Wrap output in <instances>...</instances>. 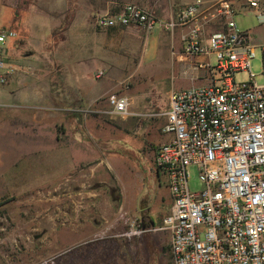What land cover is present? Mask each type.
Here are the masks:
<instances>
[{
    "label": "rangeland",
    "instance_id": "374dc122",
    "mask_svg": "<svg viewBox=\"0 0 264 264\" xmlns=\"http://www.w3.org/2000/svg\"><path fill=\"white\" fill-rule=\"evenodd\" d=\"M71 1L15 0L19 7H25L26 2L27 5L33 4L35 11L39 12L27 17L25 9H18L9 0H0V29H15L23 35L28 22L34 18L38 20L41 15L43 20L40 21L46 28L44 37L50 35L48 29L51 25L57 43L51 48L40 42L42 36L31 33L32 44L28 48L31 52L27 54L29 60L25 73V44L16 46L20 35L9 39L11 61L15 62L17 70L20 69L19 64L22 68L16 73L18 76L15 74L16 77L8 81V87H16L14 94L19 98L0 99V233L3 234L0 239V264H69V243H62L59 238L61 233L68 234L70 226L72 203L69 193L72 188L70 177H66L64 172L66 166L60 162V158L65 159L70 152H93V161L86 168L92 174L89 187L101 189L111 202L112 210L116 207L117 212L123 199L135 194L139 202L148 201L154 225L159 227L162 217L172 205L164 178L162 175L158 178L156 170L152 169L154 159L151 154H146V150H150L149 144L138 131L145 125L144 122L107 111L94 112L90 115L92 125L88 143L82 145L84 149H80L79 138L73 139L75 127L71 118L74 114L70 110L69 91L73 82L70 76L73 64L70 58L75 46L81 44L79 38L71 35V26L76 15L83 14L80 11L85 0H78L81 3L78 12L71 11ZM232 2L238 27L249 31L251 40L256 44V55L250 60V69L257 83L262 84L264 22L260 21L259 15L264 16V0H260L258 9L244 4V0ZM181 5L176 4L174 9ZM92 18L95 31L108 28L98 27L96 13ZM59 22L65 27L64 33L60 32ZM30 31L33 32V28ZM145 32L143 30L142 33ZM59 33L64 34V40L59 38ZM140 38L141 41L131 47V54L123 65L117 64L114 69L110 65L112 63L94 59L85 63L83 67L86 69H83L90 72L106 68L108 72L118 73V80L104 84L102 100H108L113 93L129 95L133 84L134 89L139 86L146 89L147 100L154 103L150 105L167 109L168 92L182 85L189 87L188 82H181L178 70L172 65L170 50L168 57L165 53L171 44V33H168V46L166 38L161 39L159 56L150 64H145L140 57L145 37L143 35L142 39L141 35ZM20 58L22 61L18 62ZM130 71L133 72L132 78L127 75ZM249 77L250 72L245 71L238 73L236 79L245 81ZM57 103L62 105L61 109ZM110 110L108 108V112ZM152 110L150 106L145 111ZM100 159L104 162L102 166H98ZM50 164L52 168L48 167ZM190 174V188L200 190L197 168L191 167ZM125 217L129 216L121 212L116 222ZM133 218L141 219L137 214H133ZM168 235V230H159L144 232L138 237H117L122 242L119 257L117 259L113 248H110L106 263L172 264Z\"/></svg>",
    "mask_w": 264,
    "mask_h": 264
},
{
    "label": "built area",
    "instance_id": "2783aa9c",
    "mask_svg": "<svg viewBox=\"0 0 264 264\" xmlns=\"http://www.w3.org/2000/svg\"><path fill=\"white\" fill-rule=\"evenodd\" d=\"M260 7V0H244ZM232 0H194L167 20L136 2L97 14L98 27L157 28L181 31L183 54L200 83L172 90L162 132L171 138L158 148L154 164L165 178L172 205L156 228L122 218L101 238L138 237L168 230L172 264H264V83L258 84L250 60L256 44L235 21ZM261 22L264 16L259 15ZM13 29H0V88L17 71L9 59ZM263 51L264 69V42ZM249 80L238 81L240 72ZM104 74L100 71L96 76ZM110 114L132 115L131 100L108 96ZM196 167L200 190L189 185Z\"/></svg>",
    "mask_w": 264,
    "mask_h": 264
},
{
    "label": "crops",
    "instance_id": "0c3cea01",
    "mask_svg": "<svg viewBox=\"0 0 264 264\" xmlns=\"http://www.w3.org/2000/svg\"><path fill=\"white\" fill-rule=\"evenodd\" d=\"M193 1L194 0H85V4L80 11V13L83 14L76 15L71 26L73 32H71V35H75L77 37L76 39L79 38L81 45H76L75 49L71 52L70 61L73 65L71 67L70 76L73 77V82L72 86H69L70 105H72L70 110L73 111L71 113L74 114L73 118H71V122L75 127L73 139L79 138L81 140L79 143L81 150L84 149L82 148V145L88 143L89 131L92 125V118L90 115L94 112L104 113L107 111V113H109L108 108L111 109L109 102H107L108 100H102L101 98V95L104 93V84L109 83V81L118 80L117 72H108L106 71V68H99L89 72L88 70H84L86 69L83 67L84 64H87L89 61L94 59H98V61L100 60L102 62L112 63L110 65L114 69L117 64L123 65V62H125L127 57L131 54V47L135 42L141 41V35L142 39L143 35L145 39L143 41V49L140 57H143V62L145 64L153 63V61H155V59L159 56L162 38H166V44L168 46L167 39L169 32L160 31V29L153 32H145L144 34L142 33L144 30L142 27L131 25L113 26L104 30L95 31V28L91 24L93 14L116 12L125 3L136 2L152 9L155 14L157 13L159 18L167 20L174 16L182 6ZM9 2H12L11 4L17 6L18 9H25L27 17L39 14V12L35 11L33 4L27 5L25 2V7H19L16 5L15 0H9ZM176 4L183 5L179 6L175 10L174 6ZM78 5H81V3L78 0H73L71 1L69 7L71 11L74 9L78 12L80 9L78 8ZM37 19L38 20H35L34 18L31 22H28L26 25L27 27L25 26L23 35H20V32L18 33L17 30L13 29L17 33V38L19 35L21 36L18 38L16 46L19 44H25V73L27 70V62L29 60V58H27V54L31 52L28 50L32 44L30 39L31 33H38L39 36H42V40L40 42L43 44H48L50 47H55L57 45L54 38L55 35L53 34V30H51V25L48 29L50 30V35L46 38L44 37V31L46 30V28L44 29V22L40 21L43 20V18L39 15ZM34 20L35 22L33 23ZM58 27L61 28L60 32L64 33L63 31L65 30V27L62 22H59ZM31 28H33V32L30 31ZM61 33H59L61 36L59 38L64 40L62 39L64 34L62 35ZM180 35V30H177L174 36L171 34V44L170 47H167L165 53L168 57L170 50L171 63L178 70L181 82L186 81L189 84L188 86H192L200 83L201 80L192 79L193 70L191 69V64L195 60H202L203 57L188 59L183 54V44L181 42ZM21 61V58L18 59V62ZM19 68L20 69L17 70L15 74L21 70L22 66H20V64ZM100 71H103L104 74L97 77L96 75ZM15 74L11 77V79L16 77L17 74ZM127 75L132 78L133 72L130 71ZM8 85L9 84L7 82L0 88V99L6 97H10V99H14L15 97L19 98V96H15L14 94L16 87H8ZM182 86H179L178 89L184 88ZM178 89H171L168 92L165 104L167 109H163L162 107H158L156 105H150L152 102L147 100L148 92L143 86H139L134 89L132 84V87L129 90V95L126 96L131 100L130 110L132 115L129 117L136 118L139 122L145 123V125L138 131L141 132V134L145 137V141L149 144L150 150L149 152L146 150V154H151L154 160L160 145L171 138L170 134L162 132V126L167 120L166 112L169 108V95L172 90ZM21 98L24 99V96ZM57 105V107L61 109L62 105H59V103H57ZM150 106L154 110L145 111L146 109H149ZM45 107L47 106H43L42 108ZM26 140L27 139L25 138V141ZM93 158V152H70L68 155H65V159L62 157L60 158L61 165L66 166V170L64 172H66V177H70V186L72 188L69 193V198L72 203V208L70 209L69 231L68 234L61 233L59 238L62 243H69V264H107V252L110 248H113V253L118 259L119 247L122 242H120L117 237L107 236L105 238H101L100 236L104 235L106 229L112 225L116 226L115 231L121 230L122 225H119L118 222H116V219L121 212L132 218L133 214H137L141 218L140 220L145 227L151 229L156 228L150 213L151 210L148 201L145 200L144 203L143 201L139 202V199L135 194L129 195L127 199H123L121 205H118V210L116 212L115 210L117 208L114 207L112 210L110 206L112 205L111 202L102 194L101 189H91L89 187V179L92 174L90 170H86V168L91 161H93ZM103 163V159H100L98 166H102ZM48 167L52 168V165L50 164ZM152 169L156 170L154 163ZM94 172L95 170L92 171V173ZM157 175L158 178H160L159 176L162 174L157 172ZM82 177H85L86 179H82ZM62 178L63 177H61V179ZM163 180L165 181V178ZM131 192L134 193L132 190ZM169 210L170 207L162 217V221ZM156 231L150 230L146 232ZM168 237L170 247V236L168 235Z\"/></svg>",
    "mask_w": 264,
    "mask_h": 264
},
{
    "label": "trees",
    "instance_id": "16d2710c",
    "mask_svg": "<svg viewBox=\"0 0 264 264\" xmlns=\"http://www.w3.org/2000/svg\"><path fill=\"white\" fill-rule=\"evenodd\" d=\"M9 59H10V60L12 59V58L10 57V54H9ZM154 166H155V164H154ZM155 169H156L157 172H159L158 169H157L156 167H155ZM159 173H160V172H159Z\"/></svg>",
    "mask_w": 264,
    "mask_h": 264
},
{
    "label": "flooded vegetation",
    "instance_id": "af4514ba",
    "mask_svg": "<svg viewBox=\"0 0 264 264\" xmlns=\"http://www.w3.org/2000/svg\"><path fill=\"white\" fill-rule=\"evenodd\" d=\"M2 235H3V234L0 233V239H2Z\"/></svg>",
    "mask_w": 264,
    "mask_h": 264
},
{
    "label": "water",
    "instance_id": "95a60500",
    "mask_svg": "<svg viewBox=\"0 0 264 264\" xmlns=\"http://www.w3.org/2000/svg\"><path fill=\"white\" fill-rule=\"evenodd\" d=\"M37 237H38V236H37ZM37 237H36V238H37Z\"/></svg>",
    "mask_w": 264,
    "mask_h": 264
}]
</instances>
